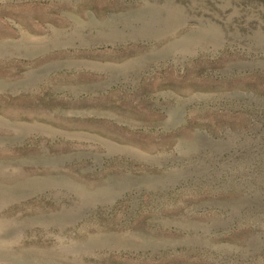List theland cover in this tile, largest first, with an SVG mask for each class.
<instances>
[{
	"label": "rangeland",
	"instance_id": "rangeland-1",
	"mask_svg": "<svg viewBox=\"0 0 264 264\" xmlns=\"http://www.w3.org/2000/svg\"><path fill=\"white\" fill-rule=\"evenodd\" d=\"M0 264H264V0H0Z\"/></svg>",
	"mask_w": 264,
	"mask_h": 264
}]
</instances>
